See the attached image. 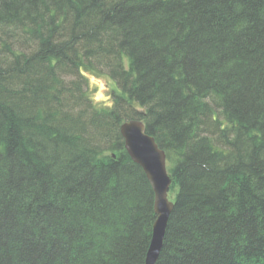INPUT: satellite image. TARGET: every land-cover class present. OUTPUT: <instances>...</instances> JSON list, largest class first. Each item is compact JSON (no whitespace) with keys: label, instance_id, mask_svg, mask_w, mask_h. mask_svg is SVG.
Segmentation results:
<instances>
[{"label":"trees","instance_id":"1","mask_svg":"<svg viewBox=\"0 0 264 264\" xmlns=\"http://www.w3.org/2000/svg\"><path fill=\"white\" fill-rule=\"evenodd\" d=\"M127 120L171 180L155 264H264V0H0V264H144Z\"/></svg>","mask_w":264,"mask_h":264},{"label":"water","instance_id":"2","mask_svg":"<svg viewBox=\"0 0 264 264\" xmlns=\"http://www.w3.org/2000/svg\"><path fill=\"white\" fill-rule=\"evenodd\" d=\"M124 148L131 161L143 171L153 193V211L151 238L146 250L144 264H155L163 245V239L173 203L168 200L167 192L170 178L166 170V155L154 138L144 131L139 120H127L119 126Z\"/></svg>","mask_w":264,"mask_h":264},{"label":"rangeland","instance_id":"3","mask_svg":"<svg viewBox=\"0 0 264 264\" xmlns=\"http://www.w3.org/2000/svg\"><path fill=\"white\" fill-rule=\"evenodd\" d=\"M90 85L94 86V91L92 92V96L96 101H100L106 98L105 88L106 83L102 79L91 78L90 77Z\"/></svg>","mask_w":264,"mask_h":264},{"label":"clouds","instance_id":"4","mask_svg":"<svg viewBox=\"0 0 264 264\" xmlns=\"http://www.w3.org/2000/svg\"><path fill=\"white\" fill-rule=\"evenodd\" d=\"M165 153V152H164Z\"/></svg>","mask_w":264,"mask_h":264}]
</instances>
